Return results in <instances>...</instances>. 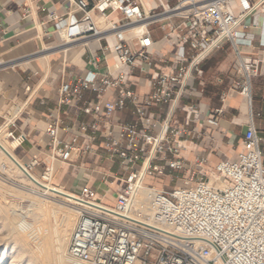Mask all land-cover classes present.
<instances>
[{
  "label": "built area",
  "instance_id": "built-area-1",
  "mask_svg": "<svg viewBox=\"0 0 264 264\" xmlns=\"http://www.w3.org/2000/svg\"><path fill=\"white\" fill-rule=\"evenodd\" d=\"M75 7L83 13L80 19L51 18L63 44L99 36L92 12L103 16L108 10L118 12L123 25L142 24L138 50L129 49L119 36L103 48L112 57L113 71L122 67L144 71L143 64H149L153 44L145 21L159 22L171 15L184 24L181 29L169 27L165 38L175 50L167 55L168 72L146 83L150 93L141 101L130 84L123 83V75L112 79L87 72L59 88L57 110L79 107L90 121L78 124V133L87 137L83 148L78 147V135L69 141L59 139L60 130L67 132L59 120L48 124L45 134L52 144L51 158L71 163L91 153L99 138L103 159L118 169L109 182L119 187L112 204L89 187L76 195L85 205L69 238L70 258L79 264H264V139L250 123L236 161H222L211 172H199L206 160L197 155L186 161L182 154L186 143L199 141L203 134L170 122L187 82L198 73L201 62L224 44H230L237 55L231 90L250 103L252 80L262 72L264 55L251 61L238 51L251 45L238 27L246 16L259 11L263 22L258 43L264 48V0H254L252 5L247 0H177L172 8L161 6L159 12L146 13L139 0H75ZM108 91L115 99L101 104ZM85 92L95 93L96 101L84 102ZM126 102L133 106L137 124L112 126L114 112L123 110ZM153 107H167L163 120L150 111ZM222 114V108L215 110L208 123L217 126ZM104 125L108 128L102 129ZM157 127L158 131L150 132ZM5 138L16 145L26 140L14 131L6 132ZM37 165L32 160L24 164V171L29 174ZM152 177L162 186L148 185ZM166 180L177 185L168 188ZM143 190L147 196L141 202L138 195Z\"/></svg>",
  "mask_w": 264,
  "mask_h": 264
},
{
  "label": "crops",
  "instance_id": "crops-1",
  "mask_svg": "<svg viewBox=\"0 0 264 264\" xmlns=\"http://www.w3.org/2000/svg\"><path fill=\"white\" fill-rule=\"evenodd\" d=\"M86 1L92 3L93 0ZM253 1L247 0V3L252 5ZM139 3L145 13L159 12L161 6L165 9L174 7L177 0H139ZM91 14L99 36L77 39L69 45L60 41L51 18L69 16L80 19L83 13L76 9L75 0H0V130L5 134L14 131L15 135L26 137L24 143L16 146L14 153L23 164L36 160L38 165L34 170L43 171L53 166L52 144L45 128L55 120L61 122V129L67 128L66 133L59 131L60 140L69 141L78 135V147L87 145L86 135L78 133V124L89 122L90 117L82 114L79 107L57 110L58 91L63 83H73L87 72L98 77L109 75L112 79L123 75V83H129L130 90L141 101L150 93L146 83L168 72L167 55L175 50L165 38L169 27L181 29L184 24L171 15L159 22L145 21L153 44L149 64H143L144 71L130 67L113 71L112 57L106 55L103 48L115 43L119 36L129 49L138 50V34L133 36L130 33L136 25H123L118 12L108 10L104 16L97 12ZM262 22L259 11H253L238 27V31L251 42L250 46L239 47L238 51L251 61L264 55V48L258 43ZM70 47L82 48L77 61L66 52ZM236 63V51L230 44L213 52L187 82L184 95L172 111L171 124L195 128L203 134L199 141L186 143V151L182 154L186 161L197 155L206 160L199 172H211L222 161H236L243 151V137L250 123L264 139V65L260 75L252 80L248 103L231 90ZM222 95L225 98L222 99ZM114 99L113 91H108L101 97V104ZM83 100L94 103L95 93L85 92ZM220 108L223 114L218 117L217 126L210 125L207 117ZM150 111L159 114L163 120L167 107H153ZM117 123L137 124L129 102L123 110L114 112L111 125ZM107 128V125L102 126V129ZM156 131L158 127L150 132ZM6 140L12 143L10 139ZM92 149L91 153L76 157L71 163L61 164L64 171L60 176L70 179L66 185L69 190H78L79 193L82 188L89 187L108 204V196L114 198L119 190L117 183L109 184L118 169L103 159L101 139L92 144ZM262 151L264 161V144Z\"/></svg>",
  "mask_w": 264,
  "mask_h": 264
},
{
  "label": "bare ground",
  "instance_id": "bare-ground-1",
  "mask_svg": "<svg viewBox=\"0 0 264 264\" xmlns=\"http://www.w3.org/2000/svg\"><path fill=\"white\" fill-rule=\"evenodd\" d=\"M142 31V24H139L130 33L134 36ZM66 52L70 53L73 61H77L82 48L70 47ZM16 146L15 143H7L4 138H0L1 170L23 171L24 166L14 153ZM52 170L55 169L52 168ZM52 170L49 169L42 178H35L23 172L27 177L25 182L38 190L37 192L29 191L35 195V197L28 196L30 210L17 213L15 210L17 202H13L14 200L6 203L5 206L0 205V214L3 213L5 221V225L1 228L6 237L5 245H0V264H79L70 258L66 248L70 232L73 231L78 214L85 204L80 202L75 195L51 184ZM217 186L222 188L223 184L219 183ZM146 196V191H141L138 195L139 201H144ZM108 198L111 204L114 198L110 195Z\"/></svg>",
  "mask_w": 264,
  "mask_h": 264
},
{
  "label": "rangeland",
  "instance_id": "rangeland-1",
  "mask_svg": "<svg viewBox=\"0 0 264 264\" xmlns=\"http://www.w3.org/2000/svg\"><path fill=\"white\" fill-rule=\"evenodd\" d=\"M0 132H1L0 133V138H4V140L7 143H9L6 140V138H5L4 131L3 130H0ZM51 161L53 162V166L50 169L51 170H52V168L55 169V170H52L51 171V173H52L51 184L53 186H56L57 188H62L64 191H67V192H69V193H71V194H73V195L76 196L78 194V192H77L78 190L77 191L72 190V189L69 190L67 188V186H66L69 183V180L70 179L69 178H64L63 176H60V174H62L63 171H64L63 170V167L61 166V163H59V161H57L55 158H51ZM22 165L24 166L23 163H22ZM45 170L46 169H44L43 171H41L40 169H36V170H33L32 172H30L29 174L31 176H34L35 178H42V176L44 175ZM5 171L3 169L2 170L0 169V203H1L0 205H3L4 204V206H5L6 203L12 202L14 200L13 202H17V203H15V205L17 204L16 205V208H15V210L17 211V213H19L20 211L30 210V208H29L30 199H29L28 196L35 197V195L31 194L29 191L35 190L37 192L38 190L35 187H33L32 185L27 184L25 182V180L27 179V177L23 173V172H25L24 169H23V171L20 170V172H17L16 170L10 171L8 169H6ZM68 173H70V172L68 171ZM164 183L168 186V188H173L174 186L177 185L176 183L170 184L168 182V180H166ZM147 184L150 185V186H155L157 188H159V187L162 186V182L159 181V180H157V179H155L154 177H152L151 179H148ZM6 198H7V200H6ZM1 201L2 202L4 201V202L2 203ZM50 201L51 200H49V202ZM53 203H55V202H53ZM112 203H113V201L111 202V204ZM55 204H57V203H55ZM108 204H110V200H109V203ZM77 219H76V222H77ZM0 220H1V222H0L1 223L0 224V228H1V227H3V225H5V221L3 219V213L0 214ZM76 222H75V224H76ZM75 224H74V226H75ZM1 230L0 231L2 233H0V245H5L4 243H6V241H4V240H6V237L4 235V230L2 228H1ZM71 233H72V231L70 232V235H71ZM1 236H4L5 238L4 237H1ZM66 252H67V248H66Z\"/></svg>",
  "mask_w": 264,
  "mask_h": 264
}]
</instances>
